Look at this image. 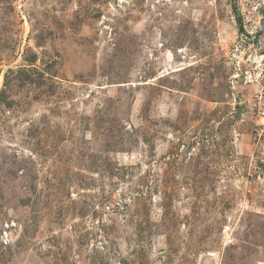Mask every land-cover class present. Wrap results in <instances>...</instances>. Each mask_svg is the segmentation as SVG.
I'll list each match as a JSON object with an SVG mask.
<instances>
[{"label":"rangeland","instance_id":"1","mask_svg":"<svg viewBox=\"0 0 264 264\" xmlns=\"http://www.w3.org/2000/svg\"><path fill=\"white\" fill-rule=\"evenodd\" d=\"M247 30L264 0H0V264H264Z\"/></svg>","mask_w":264,"mask_h":264},{"label":"built area","instance_id":"2","mask_svg":"<svg viewBox=\"0 0 264 264\" xmlns=\"http://www.w3.org/2000/svg\"><path fill=\"white\" fill-rule=\"evenodd\" d=\"M240 40L229 63L230 94L235 107L247 105L260 118L258 130L264 131V30H247ZM249 86H254V89H244L246 92L239 89ZM14 225V222L8 223L2 231L1 238L5 245L11 241Z\"/></svg>","mask_w":264,"mask_h":264}]
</instances>
